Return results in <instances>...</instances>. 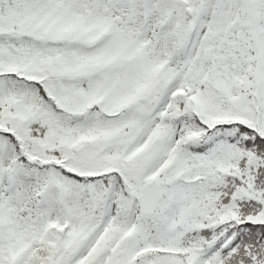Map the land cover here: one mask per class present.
<instances>
[{"label": "snow or ice", "instance_id": "1", "mask_svg": "<svg viewBox=\"0 0 264 264\" xmlns=\"http://www.w3.org/2000/svg\"><path fill=\"white\" fill-rule=\"evenodd\" d=\"M0 264H264V0H0Z\"/></svg>", "mask_w": 264, "mask_h": 264}]
</instances>
